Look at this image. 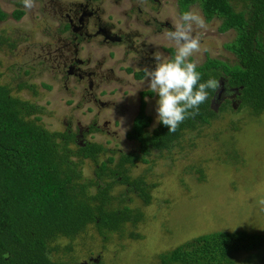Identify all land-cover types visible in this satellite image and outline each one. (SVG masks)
Wrapping results in <instances>:
<instances>
[{"label":"rangeland","instance_id":"374dc122","mask_svg":"<svg viewBox=\"0 0 264 264\" xmlns=\"http://www.w3.org/2000/svg\"><path fill=\"white\" fill-rule=\"evenodd\" d=\"M77 1L81 0H35L36 6L29 11L21 0H0V9L6 14L0 20V36L6 38L0 44V84L9 86L13 95L41 107L40 113L35 114L37 122L49 131H62L67 127L74 131L77 122L80 126L90 122L99 124L107 132L92 131L84 137L114 149L115 161L118 151H135L136 144L126 139L125 133L137 111L139 92L149 89L145 73L141 79H136L126 68L133 72L140 68L144 71L146 66L136 61L145 62L147 49L170 57L166 48L171 47L173 52L174 48L162 36L165 28L155 31L157 25L151 19L155 17L172 25L179 14L175 0H159L158 4L122 0L119 5H113L112 0H102L103 18L125 31L139 32L133 41L135 45L144 42V46L138 44L144 54L128 53V60L121 61L125 57L122 55L124 46L102 45L93 37L90 44L82 47L79 58L89 59V66L104 59L102 69L110 67L122 81H111L109 73L101 69L102 75L87 88L85 81L73 77L67 78V85L62 84L61 68L49 69L55 63L45 60L48 46L53 49L54 43L66 33L59 35L62 21L55 13L56 4L66 6ZM111 6L116 11H110ZM16 8L24 11L19 19L11 14ZM189 10L202 15L197 5L190 6ZM206 24L202 50L192 59L197 65L207 57L233 64L234 55L224 47L232 40L233 31L219 32L217 19L208 20ZM7 42L14 46L10 48ZM131 55L134 60H129ZM19 82L32 85V89L17 90ZM83 88H87V92ZM93 97L98 99L95 103L91 101ZM157 98L155 93L142 98L145 113L151 117L149 130L156 125ZM221 102L222 99L217 106ZM229 105L222 102L221 107ZM239 105L240 101L231 109L215 110L216 115L208 124L199 131L185 132L179 144L168 152L153 150L146 162L136 161L128 168L125 173L130 178L143 175L145 183L152 184L147 204L131 191L124 194L125 201L120 203L140 211V221L134 226L126 224L121 232L110 233L104 242L95 229L88 226L84 231L87 237L80 236L73 241L60 238L59 247L70 243L72 248L68 255L76 261L100 255L101 264H162V254L201 234L236 230L264 233V213L259 211L257 203L264 197V111L253 114ZM105 156H98V160ZM74 161L83 180L92 176L94 164L88 158ZM114 161L108 166H113ZM123 192V185H113L112 194L122 195ZM130 232L137 236H129ZM253 254L256 256L248 259L251 252H237L230 259L235 264H264V247Z\"/></svg>","mask_w":264,"mask_h":264},{"label":"trees","instance_id":"16d2710c","mask_svg":"<svg viewBox=\"0 0 264 264\" xmlns=\"http://www.w3.org/2000/svg\"><path fill=\"white\" fill-rule=\"evenodd\" d=\"M181 14L197 5L206 21L217 19L219 32L233 31V38L224 47L235 62L206 58L198 64L202 81L210 77L221 80L236 90V98L253 114L264 111V0H176ZM22 9L12 11L19 19ZM0 9V20L5 17ZM0 36V44L5 42ZM12 48L14 44L7 42ZM170 56L173 50L168 49ZM143 72H136L141 78ZM32 85L19 82L16 89ZM0 84V264H79L71 255V244L59 247L60 238L73 241L87 237L91 226L104 242L112 232H121L126 224L134 226L141 213L126 204L124 194L135 193L147 204L149 188L143 175L130 178L126 171L136 161L146 162L151 151L168 152L178 145L185 132L199 131L212 120L216 111L210 98L199 106L194 117L187 118L175 133L163 124L148 129L151 117L145 113L144 96H153L150 89L139 92L140 100L125 138L136 144L135 151H118L101 143L79 144L75 131H49L37 122L41 107L11 93ZM229 105L227 102H225ZM232 108H217L219 111ZM89 130H94L90 128ZM109 151L106 153V151ZM106 155L98 160V156ZM88 158L94 165L86 180L74 161ZM114 161L113 166H108ZM114 184L124 185V192L112 194ZM114 202L117 204L114 205ZM129 236L136 237L130 232ZM81 240V239H80ZM84 240H81L83 242ZM264 247V233L245 231H213L193 237L160 256L162 264H235L230 256ZM101 264V263H100Z\"/></svg>","mask_w":264,"mask_h":264},{"label":"flooded vegetation","instance_id":"af4514ba","mask_svg":"<svg viewBox=\"0 0 264 264\" xmlns=\"http://www.w3.org/2000/svg\"><path fill=\"white\" fill-rule=\"evenodd\" d=\"M101 1L102 0H81L77 2H71L66 6H62L59 3L56 4L57 12L55 11V13H57V16H59L58 17L59 20L62 21V26L58 30L59 35L64 34L65 32L66 33L63 35V37L59 38L60 41L54 43L53 49H50V47L48 46L45 60H48L51 63L52 62L55 63V65L51 64L49 69L52 66L61 68L59 71V76L62 79L61 80L62 84L67 85V78L73 77L78 81H82V80L85 81L87 83V88H91L92 85H94V80H96L99 75H102V70H105L107 73H109L111 81H122L121 77H119L118 75H114L110 67L102 69V66L105 61L104 59H102L101 61L96 60L93 63V66H89V61H90L89 59L83 60L79 58L80 50H82V47L84 45L90 44L93 37L98 38L99 39L98 42L101 43L102 45L107 46V45L119 44L124 46L125 49L123 50L122 55L125 57L121 58V61L128 60L127 58L128 53H133L134 56H136L137 54L140 55L144 54L142 48L138 47V44L144 46V42L139 41V43L135 45L133 41L134 37L137 38L139 36V32L134 30L125 31L124 29L115 27L112 22H109L106 19H104L103 15L105 12V8L103 7L104 4L103 1L105 0H103L102 2ZM121 1L122 0H112V3H114L113 5L115 4L119 5ZM128 1H132V0H128ZM146 1H150L155 4L159 3V0H146ZM110 8H111L110 11L112 12L116 11V8L114 6H111ZM137 10L140 11L139 8H137ZM177 12H178V8H177ZM178 14L180 15L179 12ZM151 20L153 23L157 25L155 31L159 32L160 28L162 27H164L165 29L172 27V25L167 21L164 22L159 21L156 20L155 17H152ZM145 23L147 24L149 22L145 21ZM170 48L171 47L166 48V51L169 53V55L170 52L168 49ZM145 53L147 54V56L145 57V62L139 60L136 61L137 62L136 64H140L148 67V63H149V66L151 67L152 66L151 57L153 54L152 49H147ZM129 60H134L133 55L129 57ZM126 70L130 71V73H132L134 77L136 72H143L144 75V71L142 68L138 69L136 72H133L129 68H126ZM141 78H136V79H141ZM219 81L221 87L218 90L216 98L213 97L210 98L211 107L214 110H217V108L222 104V102H227L228 104H230V106L233 107L239 102V100L236 98V94H237L236 90L231 87H228L227 85L223 86L224 84H222V81L221 80ZM86 89L83 88V91L87 92ZM221 99L222 102L218 106H215V103H219ZM97 100L98 99L96 97L95 98L93 97L91 101L95 103ZM76 125H77L76 129L74 130L76 132L75 138L79 144H83L84 142L88 141L84 137L86 133L89 134L92 131H105L102 130L99 127V124L95 122H90L89 124L84 126H80L77 122ZM102 125H105V123L103 122ZM90 128H93L94 130H89ZM116 204L117 203H114V205ZM99 257L100 255H96L94 257H88L87 260L78 261V262L79 264H100L101 261Z\"/></svg>","mask_w":264,"mask_h":264},{"label":"clouds","instance_id":"9594fccd","mask_svg":"<svg viewBox=\"0 0 264 264\" xmlns=\"http://www.w3.org/2000/svg\"><path fill=\"white\" fill-rule=\"evenodd\" d=\"M143 0H141V3ZM31 11L35 0H21ZM207 29L204 17L196 10L181 13L171 28L165 29L163 38L174 48L170 57L160 52L152 54V66L145 67L147 87L158 97L155 101L156 123L175 133L187 118L199 112V106L209 98V90L216 92L221 84L215 78L202 81L197 62L192 57L201 52L203 32ZM264 213V197L257 201Z\"/></svg>","mask_w":264,"mask_h":264},{"label":"water","instance_id":"95a60500","mask_svg":"<svg viewBox=\"0 0 264 264\" xmlns=\"http://www.w3.org/2000/svg\"><path fill=\"white\" fill-rule=\"evenodd\" d=\"M218 91L215 92L214 98H216ZM215 106H217V103H215Z\"/></svg>","mask_w":264,"mask_h":264}]
</instances>
